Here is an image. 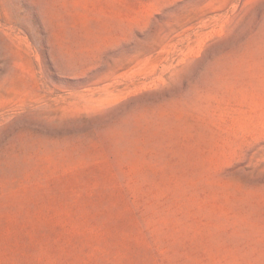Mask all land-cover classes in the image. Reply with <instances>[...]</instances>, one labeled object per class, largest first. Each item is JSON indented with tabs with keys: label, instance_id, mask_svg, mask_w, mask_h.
Listing matches in <instances>:
<instances>
[{
	"label": "rangeland",
	"instance_id": "374dc122",
	"mask_svg": "<svg viewBox=\"0 0 264 264\" xmlns=\"http://www.w3.org/2000/svg\"><path fill=\"white\" fill-rule=\"evenodd\" d=\"M0 264H264V0H0Z\"/></svg>",
	"mask_w": 264,
	"mask_h": 264
}]
</instances>
